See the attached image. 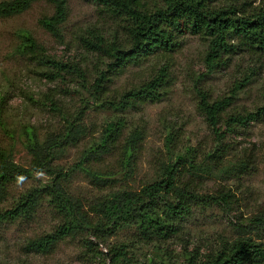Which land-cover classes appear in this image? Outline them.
I'll return each mask as SVG.
<instances>
[{"label": "rangeland", "instance_id": "374dc122", "mask_svg": "<svg viewBox=\"0 0 264 264\" xmlns=\"http://www.w3.org/2000/svg\"><path fill=\"white\" fill-rule=\"evenodd\" d=\"M160 1L145 0L148 6ZM224 4L236 6L239 15L264 11V0H221L213 5ZM65 5L61 37L40 24V19L55 9L46 0L34 1L19 13L0 14V146L11 159L29 169L32 156L25 147V130L32 128L40 140L59 136L65 118L79 116L84 133L77 142L63 146L53 161L68 171L83 150L98 139L105 123L122 117L125 126L116 149L91 161L95 170L111 180L99 184L82 171L72 172L69 192L81 200L86 213L93 214L104 197L123 190L137 191L159 180L166 165L186 154L194 167L185 169L181 180L203 195L229 192L233 203L230 209L196 206L181 233L164 242L132 241L134 228L121 229L105 241L89 231L65 237L51 250L40 253L27 250L28 241L52 231L59 223L49 203L43 201L32 219L1 225L0 264H112L109 246L114 243L127 245L124 264H186L185 253L196 250L203 255L221 240L233 238L235 225L247 223L264 206V119L230 129L223 117L214 130L198 111L197 103L200 93H206L210 99L231 97L228 114L253 112L263 106L264 53L238 50L213 68L205 61L208 41L198 34L182 33L174 51H159L111 77L108 93L116 97L149 80L160 69L168 75L169 86L160 100L120 113L100 107L89 92L109 60L88 49L83 39L96 34L105 41H123V15L113 14L98 0H66ZM22 31L42 47L50 62L21 48ZM52 60L65 67L59 69ZM136 130L142 138L132 175L127 177L118 164L119 150ZM50 178L45 171L32 170L29 178L10 186L1 206L9 207L21 193Z\"/></svg>", "mask_w": 264, "mask_h": 264}, {"label": "trees", "instance_id": "16d2710c", "mask_svg": "<svg viewBox=\"0 0 264 264\" xmlns=\"http://www.w3.org/2000/svg\"><path fill=\"white\" fill-rule=\"evenodd\" d=\"M34 1L37 0L1 1L0 14L9 16L22 12ZM46 1L53 3L55 9L52 15L41 18L40 24L54 36L61 37L60 25L66 19V0ZM98 1L113 14L123 15L126 33V38L120 42L105 41L96 34L83 39L88 49L99 51L109 60L106 69L89 86L93 99L103 108L125 113L145 102L160 100L164 89L169 86L164 69L116 97L108 93V84L113 75L121 73L128 65L139 64L159 51H174L179 47L178 37L182 33L198 34L208 41L205 61L213 68L230 59L238 50L264 53L263 10L239 15L240 10L231 4L213 5L221 0H161L160 4L150 6L145 0ZM20 37L22 49L38 59L51 61L28 32L22 31ZM52 63L59 69L65 67L60 62L52 60ZM74 69L78 70V67L74 66ZM231 99H210L206 93H200L197 109L212 129L216 130L223 117L230 129L264 119V105L253 112L226 113ZM65 119L66 125L59 136H47L40 140L32 128L25 130V147L32 156L29 169L16 164L0 146V227L16 220L32 219L43 201L49 203L59 220L52 231L29 240L27 250L45 253L65 237L89 231L100 241H105L124 228L135 229L132 241L164 242L181 233L196 206L217 205L230 209L233 202L229 192L203 195L197 193L187 181L181 180L183 171L194 167L186 154L178 155L174 163L166 165L159 180L144 184L137 191L123 190L104 197L91 211L93 214L86 213L81 200L69 192L72 172L82 171L99 184L110 181L106 173L92 167L91 161L100 160L116 149L125 121L122 117L107 121L98 139L83 150L68 171H64L53 164L57 152L69 142H77L85 131L79 116ZM141 138L140 131H133L119 150L118 164L124 176L132 175ZM32 170L45 171L51 178L21 193L9 207H2L10 186L29 178ZM262 238L264 206L247 223L235 225L233 238L221 240L218 246L210 247L203 255L196 250L187 252L184 254L185 261L186 264H264ZM85 242L92 245L86 238ZM126 248L127 245L123 243L109 246L112 264H124Z\"/></svg>", "mask_w": 264, "mask_h": 264}]
</instances>
